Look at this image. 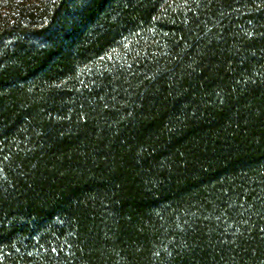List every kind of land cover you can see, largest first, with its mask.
<instances>
[{
    "label": "trees",
    "instance_id": "trees-1",
    "mask_svg": "<svg viewBox=\"0 0 264 264\" xmlns=\"http://www.w3.org/2000/svg\"><path fill=\"white\" fill-rule=\"evenodd\" d=\"M0 264H264V0H0Z\"/></svg>",
    "mask_w": 264,
    "mask_h": 264
}]
</instances>
